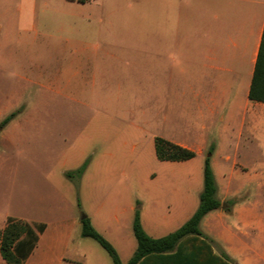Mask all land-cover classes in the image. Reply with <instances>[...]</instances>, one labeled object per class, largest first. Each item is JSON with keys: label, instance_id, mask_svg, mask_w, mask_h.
<instances>
[{"label": "rangeland", "instance_id": "374dc122", "mask_svg": "<svg viewBox=\"0 0 264 264\" xmlns=\"http://www.w3.org/2000/svg\"><path fill=\"white\" fill-rule=\"evenodd\" d=\"M87 1L0 0V123L16 112L0 132V232L55 213L87 215L115 241L135 239L137 212L150 232L177 229L199 206L213 145L221 206L201 227L235 263L264 264V119L257 135L202 119L193 82L155 54L169 45L155 44L152 4L99 20ZM156 137L188 141L196 156L160 160Z\"/></svg>", "mask_w": 264, "mask_h": 264}, {"label": "crops", "instance_id": "0c3cea01", "mask_svg": "<svg viewBox=\"0 0 264 264\" xmlns=\"http://www.w3.org/2000/svg\"><path fill=\"white\" fill-rule=\"evenodd\" d=\"M81 3L91 5L84 14L86 17L99 20L103 15L114 18L131 12L140 14L142 7L152 4L155 44L159 39L169 45L155 46V54H169L178 78L185 75L193 82L189 85L195 87L193 100L198 104V115L206 120L218 119L225 128L237 125L240 134L247 126L251 135H257L259 120L264 119V102L251 100L249 93L264 32V0H89ZM200 126L208 127L204 122ZM168 140L195 151L188 141ZM237 164L234 162V167ZM230 192L225 191L220 197L236 198L240 193L237 190L235 195H230ZM54 216L55 219H25L37 233V241L23 264H114L103 248L87 240L92 237L82 235L81 218H63L58 213ZM40 224H44L42 231L38 229ZM168 228L167 222L158 224L152 233L144 227L155 238L176 230ZM109 240L124 263L131 259L138 245L131 234L123 241L117 240L118 243L116 239ZM23 242L21 238L17 246L21 247ZM118 246L129 247L130 253L122 257ZM0 257V264L2 261L7 264Z\"/></svg>", "mask_w": 264, "mask_h": 264}, {"label": "trees", "instance_id": "16d2710c", "mask_svg": "<svg viewBox=\"0 0 264 264\" xmlns=\"http://www.w3.org/2000/svg\"><path fill=\"white\" fill-rule=\"evenodd\" d=\"M249 97L251 100L264 102V32ZM15 115L16 112H12L1 121L0 132ZM155 145L156 155L163 161H184L196 156L194 150L163 137H156ZM213 150L214 146L211 145L205 159L204 186L200 194L199 206L178 229L162 237H152L144 229L140 213H136L133 230L138 245L128 262L124 263L121 260L115 246L96 229L87 215L81 218L82 235L98 241L110 254L114 264H237L225 250L217 252L211 239L201 228V221L205 215L221 206L211 165ZM88 162L89 159L77 168L78 175L83 174ZM38 229L42 231L44 224H40ZM21 238L24 242L19 247L17 242ZM36 241L37 233L27 221L12 218L0 232L1 255L7 264H23V259Z\"/></svg>", "mask_w": 264, "mask_h": 264}, {"label": "water", "instance_id": "95a60500", "mask_svg": "<svg viewBox=\"0 0 264 264\" xmlns=\"http://www.w3.org/2000/svg\"><path fill=\"white\" fill-rule=\"evenodd\" d=\"M84 216H85V215H84ZM84 216H83V217H84Z\"/></svg>", "mask_w": 264, "mask_h": 264}]
</instances>
